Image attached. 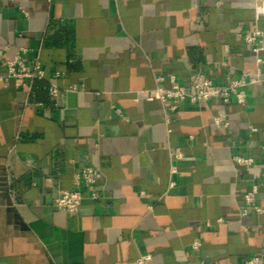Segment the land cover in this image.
Listing matches in <instances>:
<instances>
[{
	"label": "crops",
	"instance_id": "crops-1",
	"mask_svg": "<svg viewBox=\"0 0 264 264\" xmlns=\"http://www.w3.org/2000/svg\"><path fill=\"white\" fill-rule=\"evenodd\" d=\"M255 26L264 0H0V59L44 71L0 82V264H264V211L244 214L253 184L264 208V83L176 109L151 92L264 75L239 35ZM86 166L102 176L60 210Z\"/></svg>",
	"mask_w": 264,
	"mask_h": 264
},
{
	"label": "built area",
	"instance_id": "built-area-1",
	"mask_svg": "<svg viewBox=\"0 0 264 264\" xmlns=\"http://www.w3.org/2000/svg\"><path fill=\"white\" fill-rule=\"evenodd\" d=\"M23 9V8H22ZM25 13L26 10L23 9ZM239 35L250 45L256 57L257 64H264V57L261 52L264 50V30L255 26L247 30L239 32ZM5 49H0V56H3ZM29 56L25 53H16L12 58L8 59L6 64V72H0V82L8 83L11 80H16L20 84L23 80L32 78H43L44 71L41 68L40 59L35 57L32 59V64L29 62ZM170 86H158L151 92L159 97L162 101H172L171 108L176 109L184 103L202 104L214 96H221L224 101H230L235 98L238 103H244L247 98L246 86L258 82L264 83V75L261 67L256 71L245 70L240 77L227 78L223 84L217 83L211 76L202 72L195 71L190 74L188 85L179 84L176 82L175 75H170ZM52 93L57 92V87L51 88ZM215 122L218 125L224 123V114L220 113L215 116ZM227 123V122H226ZM240 163L248 164L252 162L250 158L236 156ZM102 176V172L98 167L86 166L83 170L75 175V188H62L58 196L55 198V204L60 210L69 212L72 215H77L79 208L84 198V193L81 189L82 185L91 186L97 182ZM259 191L258 184H253L251 189L245 193L246 209L244 214L253 210L257 213L264 211L261 204L257 202L256 194ZM97 197V193H93ZM194 247H199V242L194 243ZM151 255L142 254L137 258V264H150ZM261 256L254 255L241 260L233 261L232 264H261ZM201 264H219L213 260H203Z\"/></svg>",
	"mask_w": 264,
	"mask_h": 264
},
{
	"label": "water",
	"instance_id": "water-1",
	"mask_svg": "<svg viewBox=\"0 0 264 264\" xmlns=\"http://www.w3.org/2000/svg\"><path fill=\"white\" fill-rule=\"evenodd\" d=\"M12 58L11 55L6 54L2 59H0V65H2L6 60Z\"/></svg>",
	"mask_w": 264,
	"mask_h": 264
}]
</instances>
